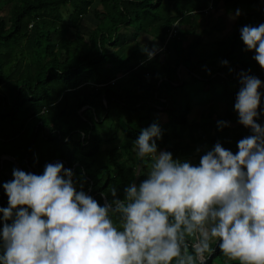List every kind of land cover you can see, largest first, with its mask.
I'll return each mask as SVG.
<instances>
[{"label":"trees","instance_id":"obj_1","mask_svg":"<svg viewBox=\"0 0 264 264\" xmlns=\"http://www.w3.org/2000/svg\"><path fill=\"white\" fill-rule=\"evenodd\" d=\"M98 1L0 0V207L8 206L2 185L18 169L4 155L38 175L62 162L77 189L103 203L102 193L116 187L122 196L144 178L133 176V142L153 123L158 149L181 160L200 149L199 161L217 142L235 153L251 134L234 109L238 75L264 81V69L244 51L240 29L264 23V0ZM216 10V28L227 33L210 39ZM86 16L94 24L84 34ZM195 103L207 105L200 120L189 117ZM260 113L264 126V100ZM213 247L207 264H225Z\"/></svg>","mask_w":264,"mask_h":264},{"label":"clouds","instance_id":"obj_2","mask_svg":"<svg viewBox=\"0 0 264 264\" xmlns=\"http://www.w3.org/2000/svg\"><path fill=\"white\" fill-rule=\"evenodd\" d=\"M240 38L264 69V23L243 26ZM239 83L234 109L251 134L238 151L217 142L197 164L177 159L158 149L153 123L133 142V176L144 178L122 196L112 187L100 203L62 162L39 175L14 168L2 185L0 264H207L213 245L225 264H264V81L242 71Z\"/></svg>","mask_w":264,"mask_h":264},{"label":"rangeland","instance_id":"obj_3","mask_svg":"<svg viewBox=\"0 0 264 264\" xmlns=\"http://www.w3.org/2000/svg\"><path fill=\"white\" fill-rule=\"evenodd\" d=\"M98 0H96V2L94 3L93 6H98ZM221 11V10H220ZM8 13V7H6L3 11V14L6 16ZM92 13V12H91ZM218 10L214 11L211 13L212 16H214L215 19L212 20L211 24H210V28L208 30V38L210 39H217V38H221L223 37L226 33H227V29L225 30H218L216 28L217 24H218V18L217 16H219L218 14ZM217 18V19H216ZM93 24H94V19L90 18L89 16H86L84 17V19L82 20V27H83V30H84V34H87L86 31L89 29V28H92L93 27ZM194 37V36H193ZM192 38V37H191ZM195 38V37H194ZM140 43L142 44H146V43H149L151 42L152 43V39L150 36L148 35H141L138 37L137 39ZM240 75V74H239ZM238 75V77H239ZM237 84L240 85L239 83V80L237 81ZM263 88V87H262ZM261 88V89H262ZM260 89V91H261ZM205 106L207 105H200L198 103H195L194 105V109L193 111L190 113L189 117L192 118V119H196V120H200L201 118V115H202V110L205 109ZM199 153V152H198ZM198 153L196 152V154L198 155ZM197 155L196 156H193L191 158H189V161H191L193 164H197L198 161L196 160L197 159ZM217 264V263H216Z\"/></svg>","mask_w":264,"mask_h":264},{"label":"water","instance_id":"obj_4","mask_svg":"<svg viewBox=\"0 0 264 264\" xmlns=\"http://www.w3.org/2000/svg\"><path fill=\"white\" fill-rule=\"evenodd\" d=\"M2 158L9 159L10 161H12V162L15 163V165H16V167H17L18 169L22 170V168L20 167V165L18 164V162H17V161L15 160V158L12 157L11 155H4V156H2ZM55 161H56V160L52 161L51 163H54ZM31 172H32V170H31Z\"/></svg>","mask_w":264,"mask_h":264},{"label":"built area","instance_id":"obj_5","mask_svg":"<svg viewBox=\"0 0 264 264\" xmlns=\"http://www.w3.org/2000/svg\"><path fill=\"white\" fill-rule=\"evenodd\" d=\"M176 32H177L176 26H173V28L169 32L168 38H170L171 36L175 35Z\"/></svg>","mask_w":264,"mask_h":264}]
</instances>
